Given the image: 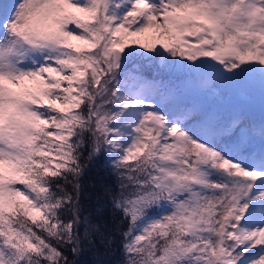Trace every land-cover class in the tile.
I'll list each match as a JSON object with an SVG mask.
<instances>
[{"label":"snow or ice","instance_id":"6c2138e0","mask_svg":"<svg viewBox=\"0 0 264 264\" xmlns=\"http://www.w3.org/2000/svg\"><path fill=\"white\" fill-rule=\"evenodd\" d=\"M88 252L264 264V0H0V264Z\"/></svg>","mask_w":264,"mask_h":264},{"label":"trees","instance_id":"16d2710c","mask_svg":"<svg viewBox=\"0 0 264 264\" xmlns=\"http://www.w3.org/2000/svg\"><path fill=\"white\" fill-rule=\"evenodd\" d=\"M101 175H103L102 171H97L96 169H94L92 171V173L90 174L89 177V184L93 183L96 181V179H98ZM118 257V254H117ZM93 259L92 254L90 252L85 253L84 255H82L79 260L81 262V264H91V260Z\"/></svg>","mask_w":264,"mask_h":264},{"label":"rangeland","instance_id":"374dc122","mask_svg":"<svg viewBox=\"0 0 264 264\" xmlns=\"http://www.w3.org/2000/svg\"><path fill=\"white\" fill-rule=\"evenodd\" d=\"M251 115L254 119L258 120L260 118L261 112L251 108Z\"/></svg>","mask_w":264,"mask_h":264}]
</instances>
